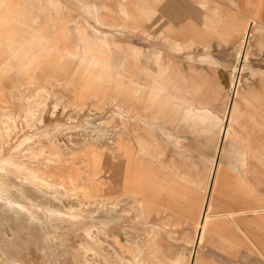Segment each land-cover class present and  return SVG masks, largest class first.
Segmentation results:
<instances>
[{"label":"rangeland","instance_id":"374dc122","mask_svg":"<svg viewBox=\"0 0 264 264\" xmlns=\"http://www.w3.org/2000/svg\"><path fill=\"white\" fill-rule=\"evenodd\" d=\"M55 1L57 13L48 0H0V157L23 144L17 158L46 177L24 186L48 188L40 194L61 208L36 211L20 174L0 173L14 203L29 206L16 207L14 220L36 219L32 225L40 227L20 228L0 213V264L9 249L24 264H186L192 250L199 264H264V221L247 210L264 209V0H156L149 28L147 0ZM244 15L247 31L254 24L259 30L247 57L244 47L236 60ZM146 30L152 38L164 33L165 62L175 65L170 74L183 91L169 89L168 106L155 100L144 112L151 100L129 94L125 63L117 78L105 70V58L96 65L101 49L83 59L70 54L79 49L75 41L90 46L98 37L145 48ZM117 53L115 62L127 56ZM137 71L142 82V65ZM184 103L193 112H180ZM220 127L229 131L224 140ZM219 142L209 222L194 245ZM98 206L123 211L117 240L63 215L69 209L84 216Z\"/></svg>","mask_w":264,"mask_h":264},{"label":"bare ground","instance_id":"6f19581e","mask_svg":"<svg viewBox=\"0 0 264 264\" xmlns=\"http://www.w3.org/2000/svg\"><path fill=\"white\" fill-rule=\"evenodd\" d=\"M154 1H156V0H147V10L145 12V22H146V25L148 26V28L150 27L151 19L153 17V13L155 12V8H153V2ZM48 3L52 7L53 12L57 13L58 12V8H59L58 3H56L55 0H48ZM170 5H171L170 10H172V12L175 11L174 10L175 8H174V5L172 4V2L170 3ZM93 7H94V5H93ZM93 7H92V9H93ZM166 10H167V8H166ZM170 16H172V15H170ZM249 18H250V16L248 17L246 15V16H243V18L241 19V21H242V29H241V32H240V35H239L240 39H238L239 40V44H238V47L236 49V53H237L236 54L237 55L236 60H238L237 58L240 57L241 51H242V49L244 47H245L244 48L245 49L244 58L247 57V55L249 54V50H248L249 49V39L253 36L254 33H256L259 30L258 26H256L254 24L252 29L247 31V27H248V24H249L248 23ZM161 24H162V22H161ZM155 30H157V28ZM76 32H77V34H79L81 32L80 28H77ZM163 34L164 33L161 30H159V31L156 32L155 38H152L151 37L152 35L146 30L145 35H146L147 38L145 39V43H146V47L145 48L140 47L138 45H135L133 43L126 44L124 46L119 39H116L114 37H109V38H106V39L98 37V39L96 41L97 43L92 44L90 46H89V44L82 45V42H80V40H77V41H75V47L79 48V49H78L77 52L71 53L70 56L73 57V58L76 57V58H82L83 59L89 53L88 52L89 49L99 48V50L101 49L102 53H100L95 58L96 65L100 63V59L105 58V62H104L105 70L107 72L110 71L111 73H115L117 78H119L118 77L117 66H120L119 64H121V63H125V65H127L128 68L126 70V73L122 76V78H125L127 80V85H128L127 87H129V94L132 95V96H138V95L139 96H145L149 100H151V101L148 102V104H146L145 108H143V111L146 112L148 110L150 104L153 101H155V100L157 102L161 101L162 106L163 105L164 106H168V103H169L170 99L174 98L172 96V93L170 92L169 89H172V90L176 91V90H179V88H181L178 85L176 78L172 77L171 74H170V73H172L175 65L168 64L167 62H165L166 58H164L163 50L161 48V44H162L161 39H163V37H164ZM148 38L150 40H148ZM107 49L109 50V54L104 53V51L107 50ZM114 50H115V52H118V53L126 52L127 56L124 58V60L118 59L115 62L114 58H113V55H111L112 51H114ZM178 50H179V48H178ZM242 54H243V52H242ZM128 56H131V58H132V62L131 63L127 59ZM141 59L143 61H141ZM243 62H244V60H243ZM138 64L142 65V67L144 69V73H142L143 74V81L142 82H139L141 78L139 77L140 74H138V71H137L138 70ZM151 67H153L154 69L151 70L150 69ZM241 69H243V67ZM246 71H247V69H246ZM173 74H176V71H174ZM239 84H240V79L238 81V86H239ZM181 90H182V88H181ZM127 91H128V89H127ZM235 95H237V92H236ZM230 102H231V104H230ZM230 102L226 105V111L223 114V116H225V118L227 117L228 110L230 112V109H233V106H234V103H235L232 98L230 99ZM229 104H230V108H229ZM180 112H186V114H188V113L193 112V110L190 109V106L188 104L184 103V106H183L182 110H180ZM231 112H232V110H231ZM229 118H231V116H229ZM123 121H121V123L124 125ZM92 131H94V130H92ZM100 132H101V130H100ZM100 132H99V130L95 131L97 136H101L102 135V133H100ZM219 133H220V136L222 137L223 140L226 137L229 136V131H228L227 127H220ZM22 145L23 144L18 145V146L14 147V148L10 147L14 151L13 152H8L6 154L4 153L0 157V163L2 164L1 168H0V173H3L4 175H6V177H10L12 174L14 175L15 171H17L20 174V176H18V174H17L16 175V177H17L16 179H18V182L21 185H23V186L24 185H28V182H31V180L34 179V178H41L42 182L46 183L45 182L46 181V177H45L44 174L43 175H41V174L40 175H36V172L33 169L24 168V164H23L24 162L20 161L18 159L19 157L17 158V155H18L17 152L21 149L20 146H22ZM28 147H29V145H28ZM217 147H216V151H217ZM221 152H222V149L219 148V154H221ZM18 156H20V155H18ZM20 159H21V156H20ZM243 161H244V159H243ZM47 164L48 163L46 162V165ZM9 167H11L12 170L9 169ZM218 169H219L218 161H215V158H214V160L211 161V167H210V171H209V175H208L207 185H206V188H205L204 197L202 199V206L199 209L197 222L195 223V231H194V234H193V236H194L193 237L194 238V245H196V241H200V239H201V237L203 235V232H204V230L206 228V225L209 222V216H208V213H207V209H210L211 206H212V203H213V199H214V195H215L214 188L216 186ZM4 175H2V176H4ZM0 176H1V174H0ZM12 181H11V178H10V182H12ZM209 181H211L210 182V186H209ZM0 182L2 183V180H0ZM23 188L25 189V193L29 194V196H31V199L35 198V202L38 203V205H37L34 202L36 204V207H34L36 209V211L37 210L38 211L41 210L40 207L42 205H45V204L47 206H49L50 209H53V211H54V209H57V210L61 209L59 207V205H57V203H56V201H57L56 198L57 197L55 198L56 199L55 201H53V200L51 201V199L45 200L46 198L44 199L43 196L40 194V192L41 193L45 192V194H47L46 192H49V191H47L48 188H45V189L44 188H40L39 189L36 186H32V187L24 186ZM9 189H10L9 187H5V186L1 187V185H0V213H5L7 215H10L9 217H3L1 219L8 218V219L12 220V217H13V220L11 222H15L16 220H14V219H16L15 215L17 213V212L15 213V211H17V208H19V210H20V208H22V210H23L24 206L26 205V207H28L27 209H29V206H27L28 203L25 204L26 202L24 203L25 205H23V203L20 204L21 202H19V201H18L19 203H17V201L14 203V200L11 198V196H9V194H10ZM107 190H109V187H107ZM113 192L119 193V192H117L116 189H114ZM51 195H49V196L52 197ZM111 196H115V195L110 192V197ZM53 197H55V196H53ZM9 198H11V199H9ZM22 202H24V201H22ZM34 203H33V205H34ZM31 208H33V207H31ZM63 210H65L63 215H66L64 217H67V216H68V218L72 217V220L75 219L77 222H79L78 220H80L81 223L83 222L85 227H87L91 232H93L95 230L100 235L102 234L105 237H111V238H113L115 240L118 239L116 234L113 231L115 230L116 225L119 222V220H121L124 217L123 216V211H119V210H117L115 208L112 209V208L105 207V206H98V207L94 208L91 212L89 211L90 213L89 212L85 213L86 215L83 216L81 214L71 213L69 209H63ZM247 210L251 213V215H250L251 218H253L252 216H255L257 218L263 219V221H264V209L261 210V211H258V209H256V207H249ZM32 211H35V210L32 209ZM48 211H50V210H48ZM236 211H240V210H234V211L225 213V215L230 216ZM44 212H46V211H44ZM59 212H61V211H59ZM38 213L39 212H37V214ZM41 214H43L42 211H41ZM57 214L55 215V219H56ZM33 215H35L34 217L37 218L36 213L35 214L33 213ZM45 215H47V214L45 213ZM61 215H62V213H61ZM29 216H31V215L29 214ZM45 217H44V219H45ZM51 217H53V216H51ZM68 218H66V219H68ZM41 219H43L42 216H41ZM58 219L59 218H57V221H58ZM30 220H31V223H30ZM30 220L28 222V220H24V219L21 220V218H20V219H18V222L16 221V226H18L20 228H24V226H25L28 229L31 226L39 227V225H38L39 221H36L34 223V225H32V222H34L36 219H34V220L30 219ZM53 220L54 219H52L51 221H53ZM41 221H40V223H41ZM65 221H68V220H65ZM54 222H56V221H54ZM9 223H10V220H9ZM120 223H121V221H120ZM4 224H5V222H4ZM0 226H1V224H0ZM238 230H239V234L241 236L243 234V230L241 228H238ZM3 236H5V235H3ZM91 236H92V234L90 233V235H88L87 238L89 239V237H91ZM103 236H101V237H103ZM42 237H43L44 240H46L45 238L47 236L45 237V235H44ZM0 244H1V242H0ZM1 245H0V247H1ZM4 245H7V243H5ZM32 245L35 246V247H40V244L38 243V241H34V243ZM5 249H9V248L5 247ZM41 249H44V248H41ZM1 250H3V249H1ZM1 252H0V254H1ZM194 252H195V250H192L190 252L189 258L186 260V264H199L197 259L192 260V256L194 255ZM3 253H4V257H6L5 258L6 261L2 262L1 264H8V263L24 264L23 261L21 260L20 256H19V253L15 252L13 249H9V251H7V250L5 251L4 250ZM105 264H108V263H105Z\"/></svg>","mask_w":264,"mask_h":264},{"label":"water","instance_id":"95a60500","mask_svg":"<svg viewBox=\"0 0 264 264\" xmlns=\"http://www.w3.org/2000/svg\"><path fill=\"white\" fill-rule=\"evenodd\" d=\"M220 142H221V141H220ZM220 142H219L218 147H217V151H216L215 159L218 157L219 148H220ZM210 182H211V181H209V186H210Z\"/></svg>","mask_w":264,"mask_h":264},{"label":"crops","instance_id":"0c3cea01","mask_svg":"<svg viewBox=\"0 0 264 264\" xmlns=\"http://www.w3.org/2000/svg\"><path fill=\"white\" fill-rule=\"evenodd\" d=\"M244 16H246V15H244ZM252 19H253V18H252ZM252 19H251V20H252Z\"/></svg>","mask_w":264,"mask_h":264}]
</instances>
